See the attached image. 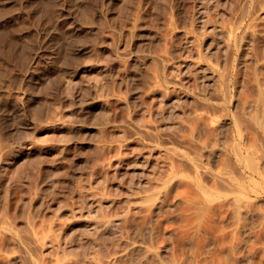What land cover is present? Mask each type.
Returning a JSON list of instances; mask_svg holds the SVG:
<instances>
[{
  "label": "rangeland",
  "instance_id": "rangeland-1",
  "mask_svg": "<svg viewBox=\"0 0 264 264\" xmlns=\"http://www.w3.org/2000/svg\"><path fill=\"white\" fill-rule=\"evenodd\" d=\"M256 79L264 0H0V264H264Z\"/></svg>",
  "mask_w": 264,
  "mask_h": 264
},
{
  "label": "bare ground",
  "instance_id": "bare-ground-1",
  "mask_svg": "<svg viewBox=\"0 0 264 264\" xmlns=\"http://www.w3.org/2000/svg\"><path fill=\"white\" fill-rule=\"evenodd\" d=\"M246 31V30H245ZM251 31V30H250ZM250 31H248L247 33H245L244 35H243V37L241 38V42H243V41H246V45H247V47H248V45H249V43L251 42V40H252V37H254L253 35H254V32H250ZM254 31V30H253ZM241 35V36H242ZM263 38V37H262ZM254 40V39H253ZM252 40V41H253ZM263 40V39H262ZM252 45H254L253 44V42H252ZM252 45L250 46L249 45V47H252ZM243 47V46H242ZM247 48V49H250V48ZM253 48V47H252ZM251 50V49H250ZM247 51V50H246ZM239 55H243V53L242 54H239ZM247 55V54H246ZM245 56V55H244ZM241 58V57H240ZM242 58H243V56H242ZM242 58H241V60H242ZM241 63H242V61H241ZM263 64V63H262ZM260 67H262V66H259L257 69H259ZM263 68V67H262ZM256 69V68H255ZM256 69V71H258ZM257 74H258V72H257ZM252 77V76H251ZM259 77V76H258ZM254 81V80H253ZM255 81H257V83H256V87L255 88H257V90L256 91H258V93H256L257 95H256V99H254V102H252V103H254V105L252 104V106H254V111H253V113H252V120H253V122H254V124L263 132V134H264V83L263 82H260L259 81V79L257 80H255ZM255 85V84H254ZM212 126V125H211ZM210 126V127H211ZM208 130H210V129H208ZM211 132V131H210ZM212 133V132H211ZM210 135V134H209ZM209 139V138H208ZM214 141H216V139L214 140ZM209 143V142H208ZM208 143H207V145H208ZM212 143V142H211ZM209 145H210V143H209ZM216 145V144H215ZM212 147H214V146H212ZM252 172L253 173H259L258 171H257V169H253L252 170ZM263 174V173H262ZM251 180H254L255 181V179H254V176H252V179ZM254 181H253V183H254ZM256 185H257V183H254V186H253V189L255 190L256 189ZM243 188V187H242ZM239 191H240V189H238ZM237 190V191H238ZM200 196V195H199ZM232 201V203H231V208L232 209H230V210H232V212H233V218H234V223H235V225H236V227L238 226V224H239V221H240V218H241V215H242V213H241V211H242V207H243V205H242V202H241V198H237V199H235V200H231ZM228 203H230V202H228ZM187 205H188V207H189V210H191V213L192 214H194V215H197V216H199V217H203L204 215H206L207 213H208V211L210 210V206L208 205V204H206V203H204L199 197H197V196H188L187 197ZM230 207V206H229ZM255 207V205L253 204L252 206L250 205V208L251 209H253ZM150 209V208H149ZM151 210V209H150ZM151 212V211H150ZM148 213H149V210H148ZM237 230H239L238 228H237ZM139 231V230H138ZM235 232H237V231H235ZM139 233V235L142 233L141 231L140 232H138ZM142 235V234H141ZM235 235H236V233H235ZM141 241V242H140ZM140 243H142V240L140 239ZM137 241H135V243H136ZM240 244V242H238V241H236V244H235V246L236 247H238V246H240L239 245ZM133 245V244H132ZM153 245H152V243H149V244H147V247H145L146 248V253H144V255H143V257H140L139 255H137V257L138 258H140L139 260H138V258L136 257V256H134L135 258H137V259H134V260H136V264H147V261H148V258H150L149 257V255L152 253V250H151V247H152ZM132 247V246H131ZM134 247V246H133ZM142 247V246H141ZM143 248V247H142ZM132 250V249H131ZM145 249H143V251H144ZM133 252H134V249H133ZM145 252V251H144ZM130 253H131V251H130ZM129 254V253H128ZM133 254V253H132ZM135 254H137V253H134V255ZM143 254V253H142ZM140 255H141V252H140ZM129 256V258L131 257V254L130 255H128ZM128 256H127V254H126V256H125V258L127 257V259H128ZM142 256V255H141ZM133 257V256H132ZM127 259H123L124 260V262H123V260L122 261H119V260H121V257H120V259L118 260L119 261V263H121V264H131V262H130V260H131V258H130V260H129V263L128 262H126V260ZM132 259V260H133ZM150 259H152V258H150ZM176 259V258H175ZM138 260V261H137ZM150 261V260H149ZM152 262H153V260H151ZM32 262V261H31ZM31 262H29V263H31ZM157 262V261H156ZM118 263V264H119ZM133 263V262H132ZM150 263V262H149ZM155 263V262H154ZM153 263V264H154ZM134 264H135V261H134ZM158 264V263H157ZM171 264H181L180 262H178L177 260H173V262H171Z\"/></svg>",
  "mask_w": 264,
  "mask_h": 264
}]
</instances>
